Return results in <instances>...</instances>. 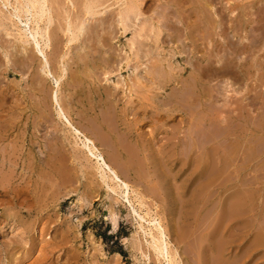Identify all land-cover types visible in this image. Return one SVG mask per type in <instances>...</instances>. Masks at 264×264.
Listing matches in <instances>:
<instances>
[{
	"label": "rangeland",
	"instance_id": "obj_1",
	"mask_svg": "<svg viewBox=\"0 0 264 264\" xmlns=\"http://www.w3.org/2000/svg\"><path fill=\"white\" fill-rule=\"evenodd\" d=\"M27 1L0 0V264H164L138 225L146 208L178 264H264V0H91L93 16L85 0H46L51 69L68 55L59 102L78 127L98 116L114 128L127 198L74 143L55 83L21 52L34 44ZM83 19L65 45L67 23Z\"/></svg>",
	"mask_w": 264,
	"mask_h": 264
},
{
	"label": "bare ground",
	"instance_id": "obj_2",
	"mask_svg": "<svg viewBox=\"0 0 264 264\" xmlns=\"http://www.w3.org/2000/svg\"><path fill=\"white\" fill-rule=\"evenodd\" d=\"M87 1V2H86ZM94 1V0H93ZM93 1H89V0H85V3H84V6H83V12L82 13H84V14H88V15H91V16H93V14H95V13H97L98 11H97V7L98 6H100L101 7V5L102 4H96L95 2H93ZM117 1H119V0H117ZM17 2H19V3H21L20 1H17ZM48 2L50 3V1H47V4H48ZM100 2V0L98 1V3ZM102 2V1H101ZM9 3H11V2H9ZM45 3H46V0H28L27 1V4H26V6H27V9H25V11L26 12H28V11H31L32 13H31V15H32V17H33V23H34V25H33V27H31V30L29 31L30 33L29 34H31V36H32V40H34L33 42H34V44L33 45H30V47H29V45H28V43H27V41H29V40H26L25 39V42L27 43V44H23L22 45V47H21V52H24V53H27L28 51H31L32 53H33V59L32 60H34V59H38L37 60V63H38V66H39V70L41 71V73L44 75V76H46V77H49V78H51V80L55 83V89L51 92L52 94H51V100L53 101V103L55 104L54 106H55V113H56V115H57V119H60L61 120V122L63 123V125H64V127L71 133V135L74 137V143H76V144H81V147H83V149H85L84 151H86V154L88 153V155L90 156V157H92L93 159H94V165L96 166L95 167V169L97 168L100 172H101V177H103V178H106V179H109L111 182H112V184L111 185H109L108 186V188H110L111 189V191H113L114 193L115 192H117V190L118 191H120L122 194H124V196L127 198V196L129 197V193H130V186H129V184L125 181V180H123V178H122V176H121V169L120 168H118V166L117 165H119V164H117V162H116V160H119L120 159V161H121V159H126L127 158V155L125 154V149H123L122 147H120L119 146V138L117 137V134H116V132H114L115 130H114V128H111L106 122H105V120H103L101 117H95L94 119H93V121H89V125L91 126L90 128H87V129H84V128H86V127H84V128H81V127H78L76 124H74L73 123V121L70 119V117L67 115V113L65 112L66 110H65V108L61 105V103L59 102V93H57L58 92V89H59V86H60V83H61V81H62V79H63V77L67 74V68H66V61L65 60H67L66 59V56L65 55H67V51H65V52H63V53H61V54H56L57 55V57H58V60H54L55 62H57L56 64H58V71H55V70H53L54 68L53 67H50V58L48 59V56H47V50H51V48H50V46H51V44H50V33H49V31L51 30H49V25H50V23H51V15H52V10H51V15L49 14V11H47L46 10V6H45ZM120 3V2H119ZM21 4H23V3H21ZM20 5V4H19ZM104 5V4H103ZM18 6V5H17ZM16 6V7H17ZM24 6V4L22 5V7ZM15 7V8H16ZM103 7V6H102ZM106 7H107V5H106ZM105 7V8H106ZM118 7V6H117ZM127 7H128V5H127ZM134 7V6H133ZM135 7H136V5H135ZM18 8L20 9V7L18 6ZM17 8V9H18ZM126 8V7H125ZM124 8V9H125ZM128 8H130V7H128ZM18 9V10H19ZM103 9H104V7H103ZM120 9H122V8H120ZM119 9V10H120ZM135 9V8H134ZM22 10V9H21ZM20 10V11H21ZM50 10V9H49ZM101 10V9H100ZM15 11H17V10H15ZM132 11H134V10H132L131 9V12ZM124 12H126V11H124ZM11 13V12H10ZM23 13H24V11H23ZM99 14H100V12H98ZM101 13H102V11H101ZM19 14V13H18ZM47 14V16H46V19L45 20H43V18H45V15ZM84 14H83V16H84ZM98 14V16H100ZM126 14V13H125ZM95 15H97V14H95ZM94 15V16H95ZM86 17V16H85ZM128 17H130V16H128V14H127V18ZM210 17V16H209ZM101 17H99V19H100ZM133 18H135V16L133 17ZM24 19V18H23ZM31 19V18H30ZM132 19V18H131ZM138 20V17L136 16V18H135V20ZM25 20V19H24ZM45 21V23H43L44 25L41 27L38 23H39V21ZM52 20H53V18H52ZM87 20H88V18H87ZM118 20V21H117ZM117 20H115V23H116V21L118 22V24H119V27L121 26L120 24H122V26L124 25V23L125 22H127V21H125L126 20V16H124V14H123V12H122V10H120V12H118V19ZM209 20V19H208ZM212 20V19H211ZM65 21H66V19H65ZM125 21V22H124ZM140 21H141V19H140ZM147 21V20H146ZM23 22V21H22ZM67 22V21H66ZM71 22V21H70ZM70 22H68L67 23V25H66V28H65V31L67 32L66 34H68V38H67V40L66 41H64V42H66L65 43V45H69L72 41L74 42V40H76V39H78L77 37L80 35V33H81V31L83 30V25H85L84 24V22H85V19H83L81 22L79 21L78 23V25H73L74 23H76V22H74L73 23V21H72V23H70ZM86 23V22H85ZM140 23H142V22H140ZM87 24V23H86ZM126 24V23H125ZM128 26V25H127ZM211 26V25H210ZM30 27V26H29ZM118 27V28H119ZM129 27V26H128ZM128 27H126V28H128ZM217 27V26H216ZM20 28V27H19ZM51 28V27H50ZM123 28V27H122ZM149 28V27H148ZM137 29V28H136ZM136 29H134V30H136ZM143 29V28H142ZM150 29H151V27H150ZM153 29V28H152ZM151 29V30H152ZM21 30V29H20ZM64 30V29H63ZM138 30V29H137ZM136 30V31H137ZM157 30H160V29H157ZM9 31V30H8ZM25 31V30H24ZM124 31H125V29H124ZM124 31H122V32H124ZM10 32V31H9ZM26 32V31H25ZM120 32H121V30H120ZM142 33H143V31H141ZM152 32H153V30H152ZM11 33V32H10ZM135 32H133V34H134ZM140 33V32H139ZM147 33H149L148 32V30H147ZM249 33V32H248ZM19 35H22V34H20V33H18ZM26 34H28V33H26ZM82 34V33H81ZM88 34V33H87ZM143 34H145V33H143ZM150 34H151V31H150ZM158 34V32L156 33V35ZM136 35H137V33H136ZM23 36H26V35H24L23 34ZM135 36V35H134ZM37 37H39V39H40V41H39V39H37ZM66 37H67V35H66ZM136 37V36H135ZM233 37V36H232ZM137 38V37H136ZM136 38H134V40L136 39ZM143 38V37H142ZM30 39V38H29ZM131 39V38H130ZM146 39V38H145ZM147 39H148V37H147ZM146 39V40H147ZM202 39V38H201ZM233 39V38H232ZM241 39V38H240ZM245 39V38H244ZM247 39V38H246ZM21 40H22V38H21ZM199 40V39H198ZM24 41V40H23ZM246 41V40H245ZM24 42V43H25ZM129 43H130V40H129ZM135 43V42H134ZM233 43V42H232ZM240 43H242L241 41H240ZM249 43V42H248ZM131 44V43H130ZM2 45V44H1ZM27 45H28V47H27ZM129 45V44H128ZM130 46H132V45H129V47ZM242 46H243V43H242ZM53 47H54V45H53ZM67 47V46H66ZM69 47V46H68ZM16 48V47H15ZM62 48V47H61ZM135 48V47H134ZM240 47H238L237 48V50L239 49ZM58 49V48H57ZM57 49H56V52H57ZM131 50L133 49V47H131L130 48ZM144 49V48H143ZM243 49V48H242ZM54 50V49H53ZM60 50V49H59ZM63 50V49H62ZM135 50V49H134ZM147 50V49H146ZM52 51V50H51ZM108 51V50H107ZM218 51V50H217ZM61 52V51H60ZM130 52V51H129ZM238 52V51H237ZM52 53V52H51ZM50 53V54H51ZM55 53V52H54ZM53 53V54H54ZM136 53V52H135ZM139 53V52H138ZM137 53V54H138ZM173 53V52H172ZM78 55H79V53H77ZM77 54H75V56L77 55ZM147 54V53H146ZM145 54V55H146ZM52 55V54H51ZM77 55V56H78ZM144 55V56H145ZM238 55V54H237ZM36 56V57H35ZM68 56V55H67ZM74 56V57H75ZM77 56H76V58H77ZM130 56V55H129ZM138 56V55H137ZM136 56V57H137ZM147 56V55H146ZM239 56V55H238ZM237 56V57H238ZM55 57V56H54ZM173 57V56H172ZM80 58V57H79ZM78 58V59H79ZM126 59H128V57L126 58ZM31 60V61H32ZM80 60V59H79ZM129 60H130V58H129ZM53 61V60H52ZM108 61V60H107ZM73 62L75 63V65L78 63V60H77V62H76V59H75V61L73 60ZM31 63H33V62H31ZM55 64V65H56ZM79 65V64H78ZM37 66V67H38ZM232 66H233V64H232ZM30 67V66H29ZM57 67V66H56ZM51 68H53V69H51ZM226 68V67H225ZM233 68V67H232ZM102 69V68H101ZM234 69V68H233ZM15 70V69H14ZM38 70V69H37ZM106 71V70H105ZM232 71V70H231ZM20 71H18L17 73H19ZM13 73H16V72H13ZM40 73V72H39ZM88 73V72H87ZM97 73V72H96ZM207 73V72H206ZM38 74V73H37ZM36 74V75H37ZM104 74H105V72H104ZM209 76V75H208ZM33 78V81H35L36 80V78L37 77H32ZM73 79V78H72ZM79 80V79H78ZM116 82V81H115ZM149 82V81H148ZM35 83V82H34ZM71 83V82H70ZM68 84V83H67ZM73 86V85H72ZM68 87V86H67ZM71 87V86H70ZM153 87V86H152ZM121 88V87H120ZM41 89V88H40ZM119 89V88H118ZM131 89V88H130ZM127 90V89H126ZM129 90V89H128ZM133 90V89H132ZM132 90H130L131 92H132ZM145 90V89H144ZM147 90V89H146ZM60 91V90H59ZM129 92V91H128ZM17 93V92H16ZM123 93V92H122ZM9 94H10V92H9ZM57 94H58V96H57ZM8 95V91L7 90H4V89H1L0 88V107H1V104L3 103V99L4 98H6V96ZM114 96V95H113ZM147 99V98H146ZM255 101V100H254ZM15 103V102H14ZM13 105V104H12ZM112 105V104H111ZM44 107V106H43ZM66 107V106H65ZM258 107V106H257ZM126 108V107H125ZM253 108V107H252ZM129 109V108H128ZM135 109V108H134ZM259 109V108H258ZM27 110V109H26ZM130 110V109H129ZM133 110V109H132ZM84 111H85V113L87 114V111L89 112V107L87 108V109H84ZM23 112V111H22ZM68 112V111H67ZM122 112V111H121ZM247 112V111H246ZM69 113V112H68ZM235 113V112H234ZM240 113V112H239ZM241 114V113H240ZM74 115V114H73ZM237 116V115H236ZM106 118V117H105ZM236 120H238L239 118L237 117V118H235ZM244 119V118H243ZM248 119H250V118H248ZM59 120V121H60ZM89 120V119H88ZM248 121V120H247ZM13 122V121H12ZM109 122V121H108ZM246 122V121H245ZM123 123V122H122ZM262 123H264V122H262ZM236 125V124H235ZM116 126V125H115ZM114 126V127H115ZM262 127V126H261ZM260 130V129H259ZM247 132V131H246ZM256 132H258V131H256ZM256 132H254V133H256ZM235 133H236V136L237 137H241V135H240V133H239V130H238V128H236L235 129ZM252 133V132H251ZM254 133H252V134H254ZM260 133H262L261 131H260ZM250 134V133H249ZM258 134V133H257ZM251 135V134H250ZM122 136V135H121ZM256 136V135H255ZM262 136H264V135H262ZM239 137V138H240ZM244 138V137H243ZM2 139V138H1ZM10 139V138H9ZM122 139V138H121ZM247 140V139H246ZM245 140V141H246ZM249 140H251V139H249ZM110 143H109V142ZM128 141V140H127ZM244 141V142H245ZM69 142V141H68ZM71 142V141H70ZM240 142V141H239ZM239 142H236L235 143V150H234V152H235V154H237L238 152H239V150L241 149L240 148V144H239ZM249 142V141H248ZM247 142V143H248ZM251 142H253V141H251ZM111 144V146L109 147V148H107V150H109V153L105 150V146L107 145V144ZM246 143V142H245ZM246 143V144H247ZM242 146V145H241ZM71 148V147H70ZM73 148V147H72ZM119 148V149H118ZM80 149V148H79ZM13 151V150H12ZM81 154V153H80ZM258 154H260V153H258ZM257 154V155H258ZM241 155V154H240ZM18 157V156H17ZM249 157V156H248ZM3 159V158H2ZM50 159V158H49ZM9 160V159H8ZM1 163V162H0ZM120 164H122V163H120ZM135 165V164H134ZM124 166V165H123ZM126 166H128L127 164H126ZM58 168V167H57ZM127 168V167H126ZM96 169V170H97ZM129 169V168H128ZM197 169V168H196ZM234 169V168H233ZM5 170V169H4ZM95 170V171H96ZM97 170V171H98ZM98 171V172H99ZM6 173V172H5ZM203 173V172H202ZM235 173V172H234ZM2 174V173H1ZM96 176V175H95ZM108 180V181H109ZM26 182V181H25ZM67 182V181H66ZM65 183V182H64ZM109 183V182H108ZM17 185V184H16ZM107 186V185H106ZM5 187V186H4ZM132 189V188H131ZM108 190V189H107ZM27 191V190H26ZM133 190H131V192H132ZM137 191V190H136ZM135 192V191H134ZM138 192V191H137ZM129 194V195H128ZM132 194V193H131ZM138 194V193H137ZM118 195V194H117ZM116 195V196H117ZM120 195V194H119ZM139 195V194H138ZM24 196V195H23ZM121 196V195H120ZM144 196V195H143ZM134 197V196H133ZM135 197H136V193H135ZM140 197H141V194H140ZM126 198H125V200H126ZM11 199V198H10ZM21 199H23V198H21ZM129 199V198H128ZM139 199V198H138ZM133 200H134V198H133ZM128 202H129V200H128ZM127 202V203H128ZM130 204H131V202H129ZM138 204H137V206H138V209H140L139 208V206L140 205H142V201L141 200H139L138 202H137ZM26 206V205H25ZM142 207H145V206H142ZM141 207V208H142ZM134 209V208H133ZM132 209V210H133ZM146 211L144 212V211H140V213L141 212H144L143 213V215L141 214H139V213H137V215L139 216V219H140V221L141 220H144L145 222H146V224H147V226L149 227H147V230L145 229L146 227L143 225V223H139L138 225L140 226V229L142 228L143 229V231L144 232H147V234H148V236H149V238L148 239H150V241H148L149 242V244H148V242H147V244H148V246L149 247H151V250L153 251V253H154V255H155V257L156 258H158V257H160L162 260H163V262H164V264H178V259H177V253H176V251L175 250H173L171 247H170V245H169V242H168V240H167V236H166V234H165V232H164V229H163V227L160 225V223H159V221H158V219H156L155 218V216H153V217H148V218H146V216H150V214H149V211L147 210V208L145 209ZM134 211H135V209H134ZM136 213V212H135ZM134 214V213H133ZM144 215H145V217H144ZM138 220V219H137ZM143 221V222H144ZM150 225V226H149ZM224 239V238H223ZM256 240V239H255ZM260 241V240H259ZM133 243V242H132ZM137 245V244H136ZM261 246V245H260ZM136 248V247H135ZM142 249V248H141ZM159 259V258H158ZM244 262V261H243Z\"/></svg>",
	"mask_w": 264,
	"mask_h": 264
}]
</instances>
